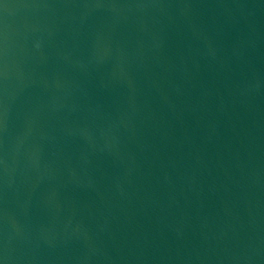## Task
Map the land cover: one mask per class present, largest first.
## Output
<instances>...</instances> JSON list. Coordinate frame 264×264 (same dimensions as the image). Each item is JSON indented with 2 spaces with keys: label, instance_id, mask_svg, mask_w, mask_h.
Masks as SVG:
<instances>
[{
  "label": "water",
  "instance_id": "obj_1",
  "mask_svg": "<svg viewBox=\"0 0 264 264\" xmlns=\"http://www.w3.org/2000/svg\"><path fill=\"white\" fill-rule=\"evenodd\" d=\"M0 264H264V0H0Z\"/></svg>",
  "mask_w": 264,
  "mask_h": 264
}]
</instances>
